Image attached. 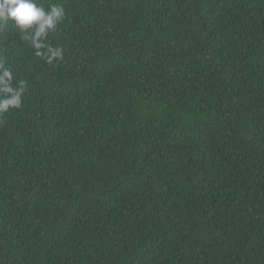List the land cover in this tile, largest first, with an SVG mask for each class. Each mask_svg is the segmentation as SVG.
Instances as JSON below:
<instances>
[{"label":"trees","instance_id":"trees-1","mask_svg":"<svg viewBox=\"0 0 264 264\" xmlns=\"http://www.w3.org/2000/svg\"><path fill=\"white\" fill-rule=\"evenodd\" d=\"M0 60V264H264V0H37Z\"/></svg>","mask_w":264,"mask_h":264},{"label":"clouds","instance_id":"clouds-1","mask_svg":"<svg viewBox=\"0 0 264 264\" xmlns=\"http://www.w3.org/2000/svg\"><path fill=\"white\" fill-rule=\"evenodd\" d=\"M64 16L65 11L60 4H51L46 10L37 0H0V30L12 22L25 34L24 38L30 41L36 50L35 55L44 58L49 64L54 60H63V49L47 46L43 39L49 31L55 30ZM12 78L10 69L5 68L3 60H0V113L21 106L26 83L20 81L19 87L14 88L11 84Z\"/></svg>","mask_w":264,"mask_h":264}]
</instances>
